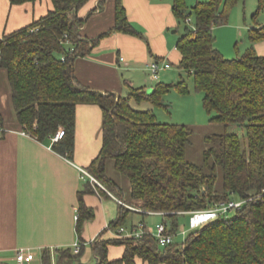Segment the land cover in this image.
I'll list each match as a JSON object with an SVG mask.
<instances>
[{
  "label": "trees",
  "instance_id": "trees-1",
  "mask_svg": "<svg viewBox=\"0 0 264 264\" xmlns=\"http://www.w3.org/2000/svg\"><path fill=\"white\" fill-rule=\"evenodd\" d=\"M26 1L33 0H10L12 4ZM87 1L51 0L53 8L44 16L0 38V68L6 72L12 107L22 130L39 141H50L62 128V138L50 146L70 158L76 105H98L102 144L85 169L123 201L121 188L104 172L106 160L114 159L116 171L129 180L130 197L141 201L142 214L161 213V222L172 236L184 213L220 201L245 200L232 215L190 229L180 242L160 246L143 221L144 234L139 238H97L90 243L95 257L92 264H136L135 258L147 264H264V55L249 46L240 56L225 58L214 47V27L228 23L239 0H203L190 8L185 0H171L172 14L184 20L191 16L193 23L175 45L179 68L193 77L206 111L216 112L211 120L236 123L245 129L244 139L227 132L207 136L201 164L185 159L191 134L186 125L160 123L151 110L131 106L132 100L162 105L161 96L170 85L159 81L150 92L129 87L126 96H121L91 90L77 81L75 58L89 54L108 34L94 39L81 35L84 19L77 13ZM262 10L264 0H257L251 17ZM111 31L141 36L128 21L120 0L115 3ZM248 39H264V26L250 29ZM178 87L186 90L184 82H178ZM3 121L0 113V127ZM216 167L222 172L221 190L214 188ZM83 182L77 193V232L93 217L83 196L95 190L88 181ZM118 205L117 217L108 224L112 229L125 225L131 212ZM109 245L124 247L120 258H108ZM83 249L81 243L77 253L71 247L55 249L54 253L43 249L40 264H52V260L54 264H85L80 260ZM0 264L8 263L0 260Z\"/></svg>",
  "mask_w": 264,
  "mask_h": 264
},
{
  "label": "crops",
  "instance_id": "crops-1",
  "mask_svg": "<svg viewBox=\"0 0 264 264\" xmlns=\"http://www.w3.org/2000/svg\"><path fill=\"white\" fill-rule=\"evenodd\" d=\"M120 1L132 27L138 32L140 26L146 29L148 42L141 36L111 31L116 0H104L101 4L100 0H88L77 13L78 17L84 19L80 27L81 35L94 39L108 34L96 43L89 54L76 57L73 68L81 85L102 93L111 92L122 96L129 92V87H148L145 83L152 79L148 73L147 76L144 74L145 71L148 72L145 69L147 63L166 59L171 64L169 58L174 56V51H178L173 44L169 45L163 32L166 27L174 24L171 0ZM256 1L243 0V6L245 8L248 2L251 7L256 5ZM239 2L240 0L236 6ZM52 8L51 0H33L19 4L0 0V38L31 24ZM253 11L255 10L250 12ZM262 26L264 10L251 17V22L245 26L235 22L230 24L235 38L241 36L243 30L246 31V49L252 46L259 55H264V39L250 42L248 31ZM214 47L216 48L215 35ZM151 90L152 88H148V91ZM0 113L4 120L0 127L3 129L0 132V260L16 264V253L22 249L25 252L23 264H40L43 249L54 253L55 249L71 247L72 243L78 241L84 248L83 253L88 250L90 255V258L81 257V262L94 263L90 243L97 238L116 237L113 233L116 228L112 229L108 224L117 217L119 211L118 203L110 196L96 192L86 193L83 196L84 203L92 209L93 217L82 223L79 232L76 230L77 221L74 216L78 214L77 193L82 190L84 183L80 180L77 167H88L100 151V107L90 103L76 105L74 148L70 158L56 152L49 140L39 141L31 135L21 133L23 130L12 107L6 72L1 68ZM104 172L121 188L123 201L140 209L129 208L131 212L126 221L130 222L123 226L144 222L146 216H160L157 213L142 214L141 201L130 197L129 180L116 171L114 159L106 160ZM133 215L138 217L133 219ZM123 250L121 245H109L108 258H120ZM135 262L147 264L139 258H135Z\"/></svg>",
  "mask_w": 264,
  "mask_h": 264
},
{
  "label": "rangeland",
  "instance_id": "rangeland-1",
  "mask_svg": "<svg viewBox=\"0 0 264 264\" xmlns=\"http://www.w3.org/2000/svg\"><path fill=\"white\" fill-rule=\"evenodd\" d=\"M185 1L186 5L190 8L197 1L202 0ZM243 5V0H240L239 4L235 7L236 10H233L234 12L231 15L230 23L220 25L216 27L217 29L214 31L215 46L217 49H221L220 52L225 58H235L243 54L246 50V31L243 30V34L235 38V36H233V30L230 28V24L234 22L240 26H245L251 22V14L255 11H250L253 9L256 10L257 3L250 7L247 2L245 8ZM188 18L191 21L190 25L184 20V18L179 19L173 15L174 24L163 30L169 40V45L173 44L172 46H175L177 41L183 35L185 28L193 24L192 17L190 16ZM139 32L141 33V38L148 42L146 29L143 26H140ZM173 55L174 56L169 58L171 61L170 68L161 71L158 80H148V83H145L148 86L145 88L146 92H149L148 88H153L159 81L170 85V88L161 96L162 105H153L148 100H141L139 102L132 100L131 106L137 110H151L155 115L156 121L160 123L186 125L191 134L190 142L186 147L185 159L192 163L201 164L203 161V151L208 147V144L205 141L207 136L227 132L237 134L240 138L244 139L245 129L243 126L236 123L225 125L224 123L211 120V118L216 115V112L212 111L208 113L206 111L203 105L202 92L195 88L193 77L179 68L178 52L174 51ZM147 73L148 72L145 71L144 74L147 76ZM178 82H184L186 86L185 91L179 89ZM142 87H145V85H142ZM122 96H126V94ZM215 176L216 180L214 188L216 190H221L222 172L219 167H216L215 169ZM232 213L233 211H230L229 216L232 215ZM189 216L190 215L187 213L179 216L177 230L173 235V241H182L185 237L182 234V231H186L187 233L190 230ZM133 217V219H135L138 215H133ZM144 219L145 225L151 230L153 235L154 226L161 221V217L146 216ZM129 222L130 221L127 220L125 226L128 225ZM81 257L83 259L90 258L88 250H86ZM92 260V262H94V259ZM52 264H54L53 260Z\"/></svg>",
  "mask_w": 264,
  "mask_h": 264
},
{
  "label": "built area",
  "instance_id": "built-area-1",
  "mask_svg": "<svg viewBox=\"0 0 264 264\" xmlns=\"http://www.w3.org/2000/svg\"><path fill=\"white\" fill-rule=\"evenodd\" d=\"M185 21L187 23H190V19L186 18ZM65 44H68L67 35L64 34ZM72 50V49H71ZM63 59V58H62ZM122 60V58H120ZM170 63L166 59L162 60H153L146 64L145 69L148 71L149 77L152 80H158L159 79V73L162 70L169 69ZM3 129L0 128V132ZM24 135H30L28 132L22 131L21 132ZM63 129L59 128L56 133L50 137V142L53 143L63 136ZM79 171V177L82 181H88L92 187L94 188L96 193H99L97 188L102 189L105 191L111 198H113L118 204L123 205L128 208L140 210L139 208H134L129 205H127L124 201L117 198L113 194H111L92 174H90L85 168L83 167H77ZM245 202L244 199H231L228 201H220L218 203H214L212 206L201 209V210H193L187 212L189 214V229L196 228L208 221L214 220L218 217L228 215L230 211H233L239 207ZM150 214L159 212H147ZM75 219H77V214H75ZM144 223L139 221L133 225H130L128 227L125 226H119L115 229L113 232L116 237H133V238H139L144 234ZM182 234L185 236L186 231H182ZM153 236L156 238L158 244L160 246L167 245L171 242H173V236L166 232L165 225L162 222L156 223L154 226V234ZM73 253H77L80 249V243L78 241H75L71 245ZM16 264H23L24 258H25V252L20 249L16 253Z\"/></svg>",
  "mask_w": 264,
  "mask_h": 264
},
{
  "label": "water",
  "instance_id": "water-1",
  "mask_svg": "<svg viewBox=\"0 0 264 264\" xmlns=\"http://www.w3.org/2000/svg\"><path fill=\"white\" fill-rule=\"evenodd\" d=\"M150 92V91H149Z\"/></svg>",
  "mask_w": 264,
  "mask_h": 264
}]
</instances>
